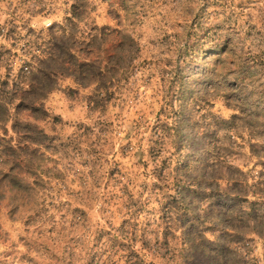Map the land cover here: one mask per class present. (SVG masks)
<instances>
[{"label": "rangeland", "instance_id": "1", "mask_svg": "<svg viewBox=\"0 0 264 264\" xmlns=\"http://www.w3.org/2000/svg\"><path fill=\"white\" fill-rule=\"evenodd\" d=\"M0 264H264V0H0Z\"/></svg>", "mask_w": 264, "mask_h": 264}, {"label": "trees", "instance_id": "2", "mask_svg": "<svg viewBox=\"0 0 264 264\" xmlns=\"http://www.w3.org/2000/svg\"><path fill=\"white\" fill-rule=\"evenodd\" d=\"M34 186H36V183H34ZM77 220H79V222H80L81 217L77 218ZM116 231H118V229H115L113 232H112V230L105 229V228L100 229L99 231H97V233L95 235V239L97 241L96 243H102V244L108 243V242H104V241H110V240H112L111 238L118 239V240H124L125 242H127L131 245V251L136 253V251H138L136 249V246L139 243V241L136 239V237L133 235L130 236L129 233L124 234V233L119 232V234H118ZM196 240L198 241V238ZM111 242H113V241H111ZM100 249H101V247H100Z\"/></svg>", "mask_w": 264, "mask_h": 264}]
</instances>
